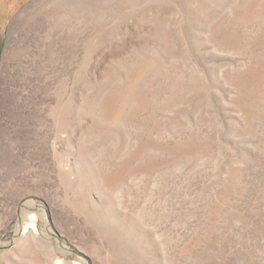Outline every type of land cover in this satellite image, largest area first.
Returning a JSON list of instances; mask_svg holds the SVG:
<instances>
[{"label": "rangeland", "instance_id": "rangeland-1", "mask_svg": "<svg viewBox=\"0 0 264 264\" xmlns=\"http://www.w3.org/2000/svg\"><path fill=\"white\" fill-rule=\"evenodd\" d=\"M0 264H264V0H0Z\"/></svg>", "mask_w": 264, "mask_h": 264}]
</instances>
